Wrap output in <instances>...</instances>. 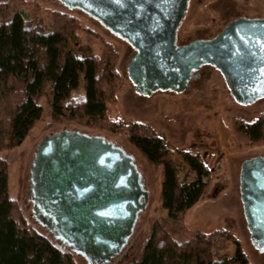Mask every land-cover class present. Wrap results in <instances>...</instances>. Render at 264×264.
Listing matches in <instances>:
<instances>
[{"label":"trees","instance_id":"obj_1","mask_svg":"<svg viewBox=\"0 0 264 264\" xmlns=\"http://www.w3.org/2000/svg\"><path fill=\"white\" fill-rule=\"evenodd\" d=\"M17 1H0V264H78L75 253L42 233L20 198L11 195L3 153L24 143L43 114V97L51 108V125L125 133L154 171L163 167L161 199L168 217L157 220L150 233L141 231L115 264H253L229 229L192 231L184 224L187 211L215 176L201 152L173 145L150 123L109 117L107 105L117 101L126 82L114 45L92 32L102 41L103 52L78 56L70 47L80 28L76 15L45 9L30 17L15 8ZM233 126L245 145H264V110L253 121L234 118ZM180 163L191 171L189 180L181 178ZM220 241L226 249L235 244L234 254L219 252Z\"/></svg>","mask_w":264,"mask_h":264},{"label":"water","instance_id":"obj_2","mask_svg":"<svg viewBox=\"0 0 264 264\" xmlns=\"http://www.w3.org/2000/svg\"><path fill=\"white\" fill-rule=\"evenodd\" d=\"M100 20L135 49L136 90L181 92L204 64L248 104L264 97V17L241 16L215 36L178 44L189 0H60ZM33 215L59 245L90 264H110L129 246L149 190L135 157L103 135L64 128L38 144L30 167ZM240 189L254 245L264 252V157L246 160Z\"/></svg>","mask_w":264,"mask_h":264},{"label":"rangeland","instance_id":"obj_3","mask_svg":"<svg viewBox=\"0 0 264 264\" xmlns=\"http://www.w3.org/2000/svg\"><path fill=\"white\" fill-rule=\"evenodd\" d=\"M25 1L18 0L15 8L26 10L30 17L44 14L45 9H59L80 19V28L70 39V47L78 56L100 55L103 52L102 41L92 32L99 33L114 45L119 51L118 68L126 82L118 93L117 101L107 105L109 117L116 121L138 120L150 123L173 145L199 150L206 163L214 169L215 176L206 194L187 211L184 224L192 231L229 229L241 240L253 264H264V252L251 239L240 189L242 164L252 158L264 157V145H245L238 140L233 126V120L237 117L247 121L255 120L264 110V97L248 104L237 101L222 72L212 64L203 65L198 71L199 76L192 78L189 88L184 91L158 90L151 95L141 94L128 74V65L136 49L127 40L84 10L70 9L60 0ZM240 16L264 17V0H189L186 15L178 29L177 42L185 44L196 39L211 38ZM41 103L43 114L24 143L3 153L9 162L11 195L20 198L30 221L52 238L46 226L36 221L33 200L29 195L32 185L30 167L39 142L46 135L64 128L100 134L117 142L134 155L149 190L148 204L139 213L125 253L141 231L147 230L150 233L157 220L168 217L161 199L163 167L154 171L146 158L128 141L125 133L73 124L51 125V108L47 99L43 97ZM179 167L181 178L189 180L192 177L189 168L183 163ZM217 247L219 252L224 251L229 255H233L236 249L233 243L226 249L221 241ZM122 255L110 264H115ZM75 256L78 264H90L83 256Z\"/></svg>","mask_w":264,"mask_h":264},{"label":"flooded vegetation","instance_id":"obj_4","mask_svg":"<svg viewBox=\"0 0 264 264\" xmlns=\"http://www.w3.org/2000/svg\"><path fill=\"white\" fill-rule=\"evenodd\" d=\"M240 17H241V16H240ZM193 41H194V40H193ZM185 44H186V43H185ZM204 65H205V64H204ZM202 66H203V65H202ZM202 66H201V67H202ZM197 71H199V70H194L193 72L195 73V72H197ZM198 73H199V72H198ZM189 82H190V81H189Z\"/></svg>","mask_w":264,"mask_h":264}]
</instances>
